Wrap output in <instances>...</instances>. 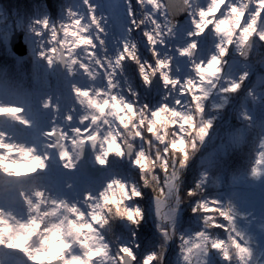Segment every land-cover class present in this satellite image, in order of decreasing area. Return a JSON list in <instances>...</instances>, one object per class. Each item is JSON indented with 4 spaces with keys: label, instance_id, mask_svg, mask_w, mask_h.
<instances>
[{
    "label": "snow or ice",
    "instance_id": "obj_1",
    "mask_svg": "<svg viewBox=\"0 0 264 264\" xmlns=\"http://www.w3.org/2000/svg\"><path fill=\"white\" fill-rule=\"evenodd\" d=\"M83 4L86 13L68 7L59 22L41 14L21 25L46 73L63 65L68 76L81 75L89 83L70 85L74 103L62 117L50 95L40 101L42 108L57 114L42 132L41 147L15 142L13 134L0 128V172L19 178L46 171L53 153L65 169H75L88 150L101 167L113 157L126 158L138 170L144 188L149 186V176L160 185L153 190V210L161 243L141 256L139 244L130 241L114 246L107 240L101 231L108 223L106 212L114 211L133 224L145 218L138 204L130 206L143 195L140 184L112 177L98 190L85 192L82 201L58 198L49 202L44 192L34 191L24 203L35 215L20 223L15 232L0 207V247L19 252L25 264H164L169 242L178 240L181 264H210L214 252L226 264L234 260L235 264H264V215L258 219L242 207L235 191L233 196L246 210L244 216L236 215L222 193L207 194L205 189L214 179L208 175L210 166L202 165L204 170L184 194L201 221L200 230L186 234L176 227L190 149L194 151L198 142L206 140L215 120L241 91V127L258 124L257 154L264 157V117L254 123L256 106H264V0H113L107 5L109 15L100 19L97 9L103 11L104 5L92 0H83ZM179 13L185 14L182 23L176 20ZM110 18L119 21V38L111 48ZM213 35L217 38L214 51L202 56V38ZM177 38L181 43L173 44ZM142 47L151 60L141 54ZM177 56L186 59L188 73L178 75ZM230 56V70L242 65L235 75L224 74ZM129 63L136 66L145 86L159 79L164 89L159 101L140 100L126 75ZM253 76V85L245 89ZM37 115L32 113L33 119ZM0 116L26 127L33 124L25 108L16 103H0ZM245 139L243 131L236 130L229 143L236 147ZM156 160L161 162L159 168L153 167ZM46 215L62 219L43 228L48 235L40 248L32 249L29 241L40 232V217ZM217 230L223 231V237ZM230 249H235L234 255Z\"/></svg>",
    "mask_w": 264,
    "mask_h": 264
},
{
    "label": "rangeland",
    "instance_id": "obj_2",
    "mask_svg": "<svg viewBox=\"0 0 264 264\" xmlns=\"http://www.w3.org/2000/svg\"><path fill=\"white\" fill-rule=\"evenodd\" d=\"M93 3L104 5L105 8L101 11L97 9V17L104 15L108 16L109 12L107 10V5L112 3L113 0H92ZM68 7H73L77 11L87 12V6L83 4V0H36L32 3L28 11H22L19 6L15 5L10 1L0 0V17H3L0 21V39L10 50L11 49V36L14 34L15 30L23 31V42L26 44L27 53L20 56L14 52L18 57V63L22 64L28 59L31 62L32 69V79L33 88L37 89L33 91L34 98L37 103L31 107V105L26 101V94L29 93L26 89L21 88L15 95H11L12 90H6L8 92H3L0 87V103L9 104L16 103L20 104L25 108V114L33 119L32 113H38V115L33 119V124L31 127H26L21 124L22 128H17L16 123L11 121L8 117H4L0 120V128L7 130L10 134H14L18 142H24L29 146L35 145L38 148L41 147V142L43 140L42 132L47 130L50 126V121L53 117V110L51 108L45 109L40 105V101L45 96H51L53 104H59L60 106V116L62 117L64 113L69 109L70 105L74 103L72 99V93L70 84L75 82L80 85H87L89 81L86 77L81 75L69 76L65 73L64 79L60 80L55 70H48L46 73L44 71V66L37 58L33 55L34 43L30 41L29 35L25 28L21 25L26 24L31 18L37 17L41 14L48 15L53 21L59 22L65 15V10ZM139 14V13H138ZM111 20V22H110ZM177 20V19H176ZM179 22V20H177ZM122 22L123 19H122ZM109 24L113 25L109 31L108 41L109 47L111 48L116 40L119 38V21L117 19H109ZM136 36H140L137 31ZM142 39V37H141ZM179 38L172 41L173 44H179L177 42ZM214 39L210 37L202 38L201 48L203 51L200 53L202 56H207L210 52L214 51L212 47ZM141 54L146 58L151 60L150 53L147 52L143 47L141 48ZM228 67L233 64V57H228ZM176 63L180 65L181 72L178 75H184L190 71L187 61L185 58L179 56L176 57ZM242 70V65L237 64L235 69L227 72L225 75H235L237 71ZM126 75L128 76L129 82L139 93V98L142 102L155 103L160 100L164 93L163 85L157 83L153 86L145 87L139 74L136 70L134 64L129 63L126 66ZM255 80V76L250 77L245 85V89L252 86ZM30 97V99L32 98ZM244 98V91L232 97V102L228 108L224 111L222 122L227 121L229 124V129L232 133L236 130H242L245 136V142L239 146L233 147L230 143H219L218 147L213 151L208 152L205 156L202 153V159L200 161V169L202 165H207L210 167L216 166V162H219L218 157L224 154H228L235 148H240L242 146H248L245 155H247V162L239 170L225 171L221 172L220 176H214L213 181L210 182L209 187L206 189V193L209 195H216L218 193H223L227 191H235L239 195V201L246 210L252 211L253 214L259 219L261 215H264V183H253L247 180L245 176V171L248 165L251 163V157L253 152L257 149L258 137L261 132V128L258 126L252 127L250 129H242L243 121L239 118V112L241 110V102ZM35 101V102H36ZM247 107L251 110L252 105L250 102L247 103ZM256 121L258 122L262 117H264V106H256L255 109ZM58 122L63 123L62 120ZM215 139V136L213 137ZM232 144L236 141L233 139ZM207 152V149H205ZM91 163L94 165L95 162L91 155ZM106 170L97 178H92L82 173L79 169V163L75 169H65L62 167L58 159L53 153V160L49 163V167L46 170L47 175L51 178L52 182L55 184L57 189L63 190L66 180L73 181V189L68 193L72 200L83 199V194L87 191L98 190L105 180L112 177L121 178L127 182H136L139 180L138 170L131 164V162L124 158L113 157L110 159L109 164L106 166ZM4 184L2 178H0V186ZM143 195L136 199V203L143 204L145 211V218L140 225L148 226L150 231L146 234L145 228H140L139 231L137 227L130 226L127 222L120 223V227L117 225L116 232L118 234L117 244L128 243L130 241L139 244L138 253L142 256L144 253L155 249L160 243V234L156 228V218L154 215V197L149 189H142ZM146 193L147 196L146 197ZM0 207L14 208L17 211L23 213L24 206L19 199H16L15 187L9 188L7 190L0 189ZM183 205L180 206V211L177 215L178 230L182 233L191 234L192 232L200 230L201 221L198 219L195 213L192 214V221L188 223L183 222ZM254 229V226H253ZM135 232V237L133 238L132 233ZM218 234L223 237V231L217 230ZM146 236H153L154 241L150 244L143 245V241ZM179 241L173 240L169 242L167 252L164 257V264H181L179 259ZM12 250L5 247H0V264H25L23 257H18L11 254ZM217 261L226 263L217 253H213L210 257V264H216Z\"/></svg>",
    "mask_w": 264,
    "mask_h": 264
},
{
    "label": "clouds",
    "instance_id": "obj_3",
    "mask_svg": "<svg viewBox=\"0 0 264 264\" xmlns=\"http://www.w3.org/2000/svg\"><path fill=\"white\" fill-rule=\"evenodd\" d=\"M97 19H100V16H98ZM210 38L217 39L214 35L210 36ZM54 70L64 71L63 65H56L54 67ZM228 71H230V69L225 66L224 73L227 74ZM23 74L24 73L22 72L21 75H23ZM68 79L71 80V76H69ZM73 83H75V82H72L71 84H73ZM75 84H77V83H75ZM81 86H84V85H81ZM145 87H147V86H145ZM56 115L57 114L53 112L52 118H55ZM222 116H223V114H221L215 120V127L212 129L211 134L206 138V140L203 143L198 142L196 149L194 151H192L190 149L189 165L191 164L192 161L195 160L197 162V165L200 166L201 165L200 161H201L202 157L205 156L208 152H211L215 148H217L219 143H225V144L229 143V137L232 134V130L229 129L228 127H222L220 125V121L222 120ZM224 124H227V121H225ZM214 136H215V139H213ZM187 139L189 141V144H191L192 138L188 137ZM259 139H261L260 136L258 137V140ZM15 142H18L17 139L15 140ZM19 143H24V142H19ZM205 149H207V152H205ZM257 152H258V149H256L253 152V155L251 157V163L248 165V167L245 171V176H246L247 180H249L253 183H264V157L258 156ZM202 153H204L203 156H202ZM15 155H18V154H14V156ZM218 159H219V165L211 167L208 169V175L211 177L221 175L219 168H220V165H223L224 160L227 159V155L224 154L222 156H219ZM160 163H161L160 160H156L153 167L159 168ZM186 170L187 169H185L183 171V176H184V173ZM203 170L204 169L201 168L200 172ZM0 178H2L4 181V184L2 186H0V189L7 190L9 188L15 187L16 199H19L24 206L23 213L17 211L14 208L2 207L3 219L5 221H8V223H10L13 226L14 232L17 230H20V229H18V225L20 223L26 222L30 216L35 215L34 210H30L28 208V205L24 203L25 197L26 196L32 197L34 191L39 190V191L44 192L45 193V199L48 200L49 202L52 199H58V198H66L68 200H72L68 193L73 189V181L70 179L66 180V182L64 184V189L59 190V189H57L55 184L52 182L51 178L47 175L46 171L37 172L34 175L22 176L19 178H16V177L10 178V177L5 176L3 174V172H0ZM149 181H150L149 186L146 189H149L151 191L153 197H154L155 192L153 190L156 188H159L160 185L155 183L151 179V176H149ZM136 182L140 184L142 189H145L143 187V184L139 180ZM128 183L131 184L132 182H128ZM186 191H187V189H185V192ZM205 191H206V189H205ZM233 192L234 191H231V190L227 191V192H223L222 193L223 198L225 199L226 202H230L232 204V207L236 210V215L238 217L244 216L246 214V210H244L240 206L239 201L233 196ZM182 197H183L182 204H185L186 202L189 201V199L186 195H183ZM33 199H35V198L33 197ZM136 205H137L136 201H133V202H131L130 206L135 207ZM139 207L144 210L143 204H139ZM42 211H43V209H42ZM105 214L107 216L108 223L105 226L101 227V231L107 237V240L110 241L114 246L117 245V240H118V234L116 232V228H117L118 224L127 222L130 226H132L134 228V227H138L142 222L141 221L139 224H133L132 222H130L126 218L117 217L115 215L114 211L111 213L106 212ZM40 219L42 222V228H41L40 232L33 235L31 240L29 241V246L32 249L40 248L41 247V240L46 235H48V233L43 231V228H47L50 225L60 223V220L62 219V217L46 215V216L40 217ZM4 226L6 227L7 225H4ZM176 227L178 228L177 218H176ZM237 227H241L239 222L237 223ZM157 231H158V229H157ZM213 238H215V234H213ZM160 243H161V241H160ZM160 243L158 244V246L160 245ZM230 252L233 253V255H234L235 249H230ZM233 264H235V260L233 261Z\"/></svg>",
    "mask_w": 264,
    "mask_h": 264
},
{
    "label": "trees",
    "instance_id": "obj_4",
    "mask_svg": "<svg viewBox=\"0 0 264 264\" xmlns=\"http://www.w3.org/2000/svg\"><path fill=\"white\" fill-rule=\"evenodd\" d=\"M10 1L15 5L19 6V9L22 11H28L30 6L36 0H4ZM55 1V0H52ZM31 62L26 59L24 63H18V57L14 54L12 50H10L0 39V87L3 89V92H8L6 90H12L11 95H15L21 88L26 89L29 93L26 94V101L33 107L32 104H36L37 101L34 98V94L32 96L33 91L37 90L33 88V79H32V69ZM24 73L21 75V73ZM32 98L30 99V97ZM36 101V102H35ZM35 107H33L34 109ZM225 122V121H224ZM222 122V127H228L229 124H224ZM248 146H242L240 148H235L227 154V159L224 160L223 165H220L219 170L222 172L225 171H234L241 169L245 162H247V155H245ZM219 165V162H216V166ZM200 173V166L197 165V162L194 160L188 166L187 170L183 176V185L184 188L181 190V195L185 194V189L190 188L195 180L198 178ZM146 197L147 193H146ZM191 201L182 204L183 209V222L188 223L192 221V211H191ZM120 224H118L119 226ZM120 227V226H119ZM140 228H145L146 234L150 229L148 226L139 225L137 227L138 231ZM154 241L153 236H146L143 241V245L150 244ZM216 264H226L220 261H217Z\"/></svg>",
    "mask_w": 264,
    "mask_h": 264
},
{
    "label": "water",
    "instance_id": "obj_5",
    "mask_svg": "<svg viewBox=\"0 0 264 264\" xmlns=\"http://www.w3.org/2000/svg\"><path fill=\"white\" fill-rule=\"evenodd\" d=\"M176 19L179 20V22H183L185 19V14L184 13H179L176 16ZM23 35L24 32L23 31H18L15 30L14 34L11 36V49L18 55L23 56L27 53V48H26V44L23 42ZM55 72L57 73V75L60 77V80L64 79V75L65 72L64 71H57L55 70ZM160 85V82L157 79L153 80V83L151 86L155 85V84ZM4 116H0V120L3 119ZM16 127L17 128H22L21 124L16 123ZM91 155L92 152L91 150L86 151L84 158L79 162V169L82 173L86 174L89 177L92 178H97L99 177L107 168L106 167H101L97 164H92L91 163ZM11 254L18 256V257H22V255L19 252L16 251H11Z\"/></svg>",
    "mask_w": 264,
    "mask_h": 264
},
{
    "label": "bare ground",
    "instance_id": "obj_6",
    "mask_svg": "<svg viewBox=\"0 0 264 264\" xmlns=\"http://www.w3.org/2000/svg\"><path fill=\"white\" fill-rule=\"evenodd\" d=\"M110 22H111V20H110ZM112 26H113V25H112ZM111 28H112V27H111ZM177 42H178V43H181V40L179 39V41L177 40ZM180 59H181V57H180Z\"/></svg>",
    "mask_w": 264,
    "mask_h": 264
},
{
    "label": "flooded vegetation",
    "instance_id": "obj_7",
    "mask_svg": "<svg viewBox=\"0 0 264 264\" xmlns=\"http://www.w3.org/2000/svg\"><path fill=\"white\" fill-rule=\"evenodd\" d=\"M5 117V116H4Z\"/></svg>",
    "mask_w": 264,
    "mask_h": 264
}]
</instances>
